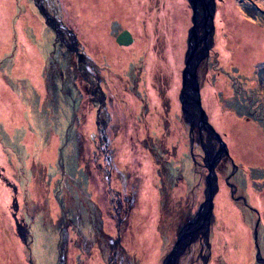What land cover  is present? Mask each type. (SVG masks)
Returning a JSON list of instances; mask_svg holds the SVG:
<instances>
[{
	"label": "rangeland",
	"instance_id": "rangeland-1",
	"mask_svg": "<svg viewBox=\"0 0 264 264\" xmlns=\"http://www.w3.org/2000/svg\"><path fill=\"white\" fill-rule=\"evenodd\" d=\"M216 1L214 42L198 78L230 155L216 170L206 258L195 245L178 264H264L254 237L260 217L264 257V53L250 41L264 35V0ZM0 7V100L28 106L14 122L0 112V264H150L154 253L163 264L178 228L205 200L209 174L192 157L180 100L189 0ZM123 29L132 44L117 42ZM71 36L82 65L66 45ZM34 130L41 140L31 150ZM52 143L43 160L37 153H52ZM194 152L201 160V149Z\"/></svg>",
	"mask_w": 264,
	"mask_h": 264
},
{
	"label": "water",
	"instance_id": "water-1",
	"mask_svg": "<svg viewBox=\"0 0 264 264\" xmlns=\"http://www.w3.org/2000/svg\"><path fill=\"white\" fill-rule=\"evenodd\" d=\"M189 2L193 9V25L189 30L188 50L186 53L185 68L183 70V87L180 93L183 115L192 127L197 125L200 128L203 127L213 133V135L218 138L221 146L215 153V156H211L208 150H205L206 155L204 157V165L209 171L206 178L205 200L200 204L195 215L191 217L186 224L181 226L177 242L173 246L171 252L164 258L163 264L178 263L185 246L189 245L196 239L195 230L198 226L204 227L206 241L208 246L210 245L209 235L213 221L214 198L219 191V175L216 171V167L222 156L230 155L227 143L208 120L207 112L202 103L201 82L198 78V66L201 63L200 61L209 56L210 49L214 42V17L216 13L217 1L189 0ZM116 40L120 45H130L134 42L135 38L129 29H123L118 33ZM200 42V49H198ZM232 165L235 169L236 163L233 160ZM230 177L231 175L226 177V181L229 186L233 188V192H235L236 186L235 184L229 182ZM242 199H244L245 203L248 204L245 197H242ZM259 224L260 217L256 222L254 237L257 249V259L259 261H264L258 238ZM23 230L27 233L25 229ZM18 232L19 234L17 235H20L23 240L27 241L26 235L23 234L20 229Z\"/></svg>",
	"mask_w": 264,
	"mask_h": 264
},
{
	"label": "flooded vegetation",
	"instance_id": "flooded-vegetation-1",
	"mask_svg": "<svg viewBox=\"0 0 264 264\" xmlns=\"http://www.w3.org/2000/svg\"><path fill=\"white\" fill-rule=\"evenodd\" d=\"M71 41H72V44L71 43L68 44V42H67L66 45L68 47H72L74 49L75 53L79 57V63H80V65H82V61H81L82 53L78 50L77 41H76V39H73L72 36H71ZM184 119L187 122V124L189 125L190 137H191V143H192V157H194V159L196 160V163L198 165H200V164L204 165L205 164L204 157L206 155L205 154V150H208V152L210 153L211 156H215V153L219 150L221 144H220L218 138L216 136H214L213 133H211L209 130H207V129L203 128V127L200 128L197 125L195 127H192L190 125V123L186 120L185 117H184ZM196 147L201 149V152L199 153V156L201 157L202 161L198 159V157H197L198 154L197 153L195 155L194 149ZM227 158H228L227 155L222 156L220 158L219 162L217 163L216 169H218L220 167V165L223 164V162ZM196 211L197 210L193 211L192 214H188L187 215L184 223H182L180 225V227L178 228V233H179V230H180L181 226L186 224L191 219V217H193L195 215ZM195 233H196L195 234L196 235V239L194 240L195 243H193L190 247L186 248L183 251L182 255L184 253H188L191 250H193L195 245L196 246L200 245L201 256L202 257L204 256V258H206L205 257V251L208 250L209 246H208V243L206 241V235H205L204 227L198 226L197 229L195 230ZM182 255H181V257H182Z\"/></svg>",
	"mask_w": 264,
	"mask_h": 264
},
{
	"label": "bare ground",
	"instance_id": "bare-ground-1",
	"mask_svg": "<svg viewBox=\"0 0 264 264\" xmlns=\"http://www.w3.org/2000/svg\"><path fill=\"white\" fill-rule=\"evenodd\" d=\"M6 10H7V8L6 9H3V8L0 7V13L5 14L6 13ZM253 35H254V37H253ZM253 35L250 36V38L253 39V40L250 39V41L253 44H255L254 43V41H255L254 38H255L256 41H257V45H258L259 50L261 51V53H264V35L263 34H260V37L259 36L255 37V34H253ZM200 44H201V42L198 45V49H200ZM254 47H256V45ZM258 48H255V49L257 50ZM228 51L229 50H224V56L225 57L227 56ZM250 53H251V56H252L253 53L251 51H250ZM38 64H39V62H37V68H36V70L35 71H31V73L34 76V79H36V80L39 81L40 80V76H39V74H37V72H39V65ZM209 94L210 93H208V95ZM207 101L210 102V97L207 98ZM26 108H28V106L26 104H24L21 100H18L17 97L14 100L3 99V98H1V100H0V112H1V114L7 120L9 119L12 122H14L13 119H15V120L22 119V114H23V112L26 111ZM212 108H213L212 110H213V113H214V118H216L217 115L219 114V109H218V107L216 105L212 106ZM28 134L29 135H27V137H28V142H29V148L31 150H33L36 142L41 140V135H40V132H37L36 130H34L33 133L31 132V133H28ZM53 141H55L54 143L56 145L57 139L56 140H53ZM52 145H53L52 153L50 151V148H48L47 150L45 149V150L42 151V150H40V147L41 146H39V147H36V149H39L40 150V152H38L37 154L43 160L50 159L51 156H52V154H53V152H54V150H55V145L53 143H52ZM187 240H188V238H187ZM193 243H195V241L191 242L189 245H186L185 248H184V250L186 248L190 247ZM241 255L242 256H245L244 253H242ZM154 261H155V253L153 254V257L150 260V264H154Z\"/></svg>",
	"mask_w": 264,
	"mask_h": 264
}]
</instances>
